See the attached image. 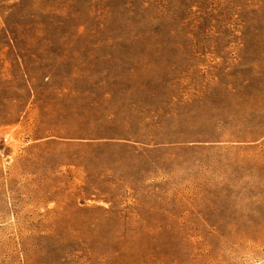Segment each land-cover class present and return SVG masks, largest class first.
I'll return each instance as SVG.
<instances>
[{"label": "rangeland", "instance_id": "1", "mask_svg": "<svg viewBox=\"0 0 264 264\" xmlns=\"http://www.w3.org/2000/svg\"><path fill=\"white\" fill-rule=\"evenodd\" d=\"M0 264H264V0H0Z\"/></svg>", "mask_w": 264, "mask_h": 264}]
</instances>
